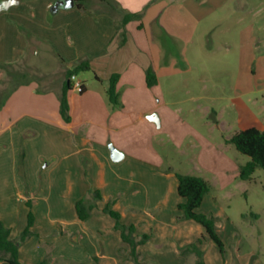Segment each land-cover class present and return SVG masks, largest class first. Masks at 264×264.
<instances>
[{
	"label": "crops",
	"instance_id": "crops-1",
	"mask_svg": "<svg viewBox=\"0 0 264 264\" xmlns=\"http://www.w3.org/2000/svg\"><path fill=\"white\" fill-rule=\"evenodd\" d=\"M58 1L20 0L0 12V65L22 62L30 47L41 43L54 53L53 74H58L56 81L45 86L39 79H31L15 90L0 109V221L11 230V238L18 240L28 225L27 203L31 202L35 215L32 235L21 243L19 252L24 264H134L127 257L130 248L119 233L111 235L101 219L81 220L76 203L87 199L90 188L99 185L105 201L118 195L116 208L125 213L136 211L138 196L145 194L149 200L154 183L153 188L161 193L165 183L159 181L158 175H150L148 166L137 170L128 160L129 153L113 144L125 151L120 150L124 158L114 162L107 144L111 140L116 143V138H107L106 126L95 119L108 117V128L118 129L133 116V109H144L143 99L152 90L161 91L180 75L182 64L178 62L185 54V39L195 38L201 21L194 16L196 9L184 10L188 0H114L121 8L117 16L104 7L82 11L76 2L74 7L64 8L56 6ZM52 7L56 12L51 15ZM238 11L246 12L247 4L235 6ZM128 13H141L142 17L126 25L127 37L122 45L117 24ZM25 31L31 33L33 40ZM228 43V52L237 46L242 55V33L237 42ZM35 54H39V49ZM83 59L91 61L95 80L102 82L103 89L93 105L87 97L89 86L77 75L85 92L74 87L69 91L72 118L66 122L60 111L66 71ZM149 68L157 76L153 87L147 83ZM116 73L120 74L119 103L112 105L107 91ZM3 79L4 72L0 71V89ZM78 102L82 104L83 121L73 118ZM143 111L149 122L157 124L153 121L156 120L161 126L156 113ZM178 173L193 175L170 168L163 177L172 182V190L173 185L177 186V192ZM110 188L115 196L107 193ZM178 202H184L180 195ZM120 248L125 250L122 261L116 253ZM189 257L195 264V255ZM0 264L9 263L0 259Z\"/></svg>",
	"mask_w": 264,
	"mask_h": 264
},
{
	"label": "rangeland",
	"instance_id": "rangeland-1",
	"mask_svg": "<svg viewBox=\"0 0 264 264\" xmlns=\"http://www.w3.org/2000/svg\"><path fill=\"white\" fill-rule=\"evenodd\" d=\"M198 1L188 0L184 4L186 12L196 9L194 16L201 24L192 41L185 39V54L178 62L182 64L180 75L166 83L161 91L152 90L143 99L144 109L137 106L156 113L161 126L149 122L147 114L137 108L131 111L130 120L118 129L108 128V117L95 119L106 126L107 138H116L117 144L109 141L108 149L110 143L122 146L137 170L148 166V173L158 175L159 181L165 183V188L161 185L163 192L153 188L154 183L150 199L145 194L138 196L135 203L138 210L125 213L115 207L118 195L105 201L104 191L96 185L88 191V204H93L94 211L88 218L103 220L101 223L110 234L119 233V237L116 218L106 209L118 212L122 224L134 226L138 259L134 261L131 247L125 243L130 248L127 257L134 264H192L191 254L184 255L182 250L199 239L205 264H264V169L258 168L250 180H241L240 167L250 157L227 142L248 128L264 131V0ZM241 3L247 4V11L235 12V6ZM103 7L106 8L91 0L87 10L82 11ZM208 29L211 33L204 34ZM240 33L244 45L241 56L237 46L231 52L227 50L228 42H237ZM36 49H39L38 55ZM53 54L45 44L34 43L21 70L27 73L28 79H39L42 85H50L58 79V74H53ZM79 75L89 86L90 103L92 99L96 105L102 82L95 80L93 70ZM3 81L6 87L9 79L5 72ZM79 105L78 102L73 118L83 121L82 104ZM90 118L95 117L90 115ZM172 167L209 182L211 191L205 195L198 211L214 218L224 252L203 226L183 218V211L178 208L177 186L173 185L172 190V182L163 177ZM98 192L101 199L96 201ZM107 193L114 195L111 188ZM158 206L162 209H155ZM188 240L193 242L187 243ZM124 251L116 250L121 261Z\"/></svg>",
	"mask_w": 264,
	"mask_h": 264
},
{
	"label": "trees",
	"instance_id": "trees-1",
	"mask_svg": "<svg viewBox=\"0 0 264 264\" xmlns=\"http://www.w3.org/2000/svg\"><path fill=\"white\" fill-rule=\"evenodd\" d=\"M90 0H75L76 7L80 10H87V3ZM105 7L106 11L112 16H117L121 13L119 3L114 0H99ZM56 11L52 7L50 14H54ZM141 13H128L125 14L120 23L117 24V31L120 32L121 44L126 42V25L134 20L141 19ZM28 38L33 40V36L28 31H25ZM26 59L17 64L0 65V71L5 72L6 77L9 79V84L4 87V81L2 80V89H0V109L9 99L11 94L17 90L20 86L27 84L31 79H28L26 72L22 71ZM92 70V64L89 59H83L75 64L72 68H68L66 71V83L63 87V91L60 97L61 101V115L66 122L71 121L70 106L68 100V93L72 90L73 84L71 77L73 75H79L84 71ZM120 80V74H113L110 79V85L108 88V98L112 105L119 103L118 83ZM147 83L149 87H153L157 84V76L155 72L149 68L147 70ZM81 93L85 92V86L83 85ZM235 146L236 150L240 153L250 157V160L240 167V179L247 181L250 180L253 174L258 168L264 169V131L252 127L240 132H237L228 141ZM178 178V194L184 199V202L178 204V208L183 211V218L193 220L202 225L209 236L218 244L221 252H224V243L217 234L214 218L201 213L198 209L201 207L204 197L211 191V186L204 178L194 175L177 174ZM101 199V194L98 192L95 195ZM97 205V203H95ZM27 205L30 208L28 214V225L23 231L18 240L11 238V230L0 221V259L5 260L9 264H24L19 257L21 243L24 242L32 235V227L35 222V215L32 211V204L28 202ZM93 209V204H88L87 199H81L76 203V210L78 217L81 220H86ZM113 217L116 218V228L121 232V238L125 243H128L131 247V256L137 258V241L135 237V227L126 226L120 222V214L116 211L106 209ZM201 240L189 244L184 247L182 253L184 255L194 254L197 257L196 264H205L203 261V252L201 251L199 244ZM138 259V258H137Z\"/></svg>",
	"mask_w": 264,
	"mask_h": 264
},
{
	"label": "water",
	"instance_id": "water-1",
	"mask_svg": "<svg viewBox=\"0 0 264 264\" xmlns=\"http://www.w3.org/2000/svg\"><path fill=\"white\" fill-rule=\"evenodd\" d=\"M20 0H3L0 3V12L9 9L11 6L18 4ZM56 6H61L64 8H72L75 6V0H59ZM155 121L157 124L158 121ZM109 149L111 153V159L114 162H119L124 158V153H122L119 149H117L112 143L109 144Z\"/></svg>",
	"mask_w": 264,
	"mask_h": 264
},
{
	"label": "built area",
	"instance_id": "built-area-1",
	"mask_svg": "<svg viewBox=\"0 0 264 264\" xmlns=\"http://www.w3.org/2000/svg\"><path fill=\"white\" fill-rule=\"evenodd\" d=\"M71 81H72V84H73V87L75 88V89H78L79 91H81V89H82V87H83V82L82 81H80L79 79H78V77L76 76V75H73L72 77H71Z\"/></svg>",
	"mask_w": 264,
	"mask_h": 264
}]
</instances>
